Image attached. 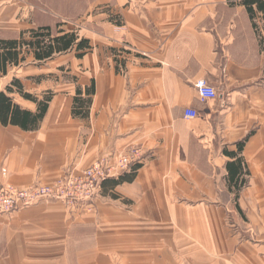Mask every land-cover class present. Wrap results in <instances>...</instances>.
Listing matches in <instances>:
<instances>
[{
  "label": "crops",
  "instance_id": "obj_1",
  "mask_svg": "<svg viewBox=\"0 0 264 264\" xmlns=\"http://www.w3.org/2000/svg\"><path fill=\"white\" fill-rule=\"evenodd\" d=\"M255 22L261 37L227 0H0V40L48 27L91 48L42 63L29 55L0 74V92L17 79L38 100L53 95L36 130L0 123V187L51 185L130 148L143 155L116 199L0 214V264H264V21ZM200 79L215 100L198 99ZM92 82L88 117L76 118V91ZM187 109L198 117L185 119ZM244 140L236 198L225 152Z\"/></svg>",
  "mask_w": 264,
  "mask_h": 264
},
{
  "label": "trees",
  "instance_id": "obj_2",
  "mask_svg": "<svg viewBox=\"0 0 264 264\" xmlns=\"http://www.w3.org/2000/svg\"><path fill=\"white\" fill-rule=\"evenodd\" d=\"M231 6H243L255 31L257 25L255 20L260 17L264 21V0H227ZM114 21L116 26L122 25V19L117 17ZM75 49L76 57L81 58L91 48L88 40L78 38L75 33L57 32L53 35L48 27L31 30L27 33H22L17 40H0V74L6 75L9 68L19 67L23 65L29 55L37 63L51 60L54 56L67 53ZM17 93L22 99L37 104V113L32 114L28 111L21 110L12 102L9 95ZM95 93L94 83L82 91L80 88L76 91L74 98L72 115L76 118L85 119L88 117L89 107L91 105V97ZM84 94L85 97H82ZM52 94L47 93L41 100H38L33 95L24 92L23 86L19 80L13 79L4 92H0V123L3 126L13 125L18 126L24 131H34L38 128L40 122L46 115L48 104L52 99ZM244 142L237 144L238 153H227L226 156L234 159L226 165L227 180L229 190L236 193V198L239 191L246 184L245 176L248 172L244 166L243 160L238 157L241 154ZM139 165H135L128 173L120 175L117 179L104 180L101 185L102 194L109 195L116 199L112 193L114 188L124 184L131 183L135 177V172ZM242 178L239 182L238 179ZM111 191V193H108Z\"/></svg>",
  "mask_w": 264,
  "mask_h": 264
},
{
  "label": "built area",
  "instance_id": "obj_3",
  "mask_svg": "<svg viewBox=\"0 0 264 264\" xmlns=\"http://www.w3.org/2000/svg\"><path fill=\"white\" fill-rule=\"evenodd\" d=\"M193 87L201 102L215 100L218 97L216 90L204 79L197 80ZM197 117L196 111L185 110V119ZM142 159L143 155L140 150L130 148L125 154L118 156L114 163L111 157L101 158L79 173L63 176L52 186L31 185L25 189L1 188L0 214L14 212L45 199L56 200L69 207L92 206L94 201L101 196V185L104 180L118 178L128 173L133 166L141 164ZM6 174L7 170L3 168L1 176L5 177Z\"/></svg>",
  "mask_w": 264,
  "mask_h": 264
},
{
  "label": "rangeland",
  "instance_id": "obj_4",
  "mask_svg": "<svg viewBox=\"0 0 264 264\" xmlns=\"http://www.w3.org/2000/svg\"><path fill=\"white\" fill-rule=\"evenodd\" d=\"M258 18L260 19V17H257V19H256L255 21H257ZM255 32H256L257 36L261 37V35H260V29H259L258 27H257V31H255ZM262 50L264 51V48H263ZM2 169H3V168H2ZM2 169H0V177H1V178H5L6 176H5V177H2V176H1V170H2ZM4 169H5V168H4ZM67 174H70V172L67 173ZM67 174H65V175H67ZM6 175H7V174H6ZM65 175H64V176H65ZM62 177H63V176H62ZM62 177H61V178H62ZM59 179H60V178H59ZM59 179H58V180H59ZM54 183H55V182H54ZM54 183H53V184H54ZM53 184H51V185H43V184H40V183H37V182H36V183H32L31 185H38V186H42V187H48V186H52ZM31 185H29L28 187H30ZM9 187H13V188H14V186H3V185H2V186L0 187V189H1V188H9ZM28 187H27V188H28ZM15 188H17V187H15ZM18 189H20V188H18ZM21 189H25V188H21ZM100 194H102V189H101V191H100ZM46 200H52V199H45V200H42V201H46ZM42 201H39L38 203H36V204H32V205H30V206L37 205V204H39V203L42 202ZM54 201H56V200H54ZM57 202H59V201H57ZM61 203H62V202H61ZM62 204H64V203H62ZM30 206H27V207H30ZM64 206H66V205L64 204ZM27 207H24V208H22V209H25V208H27ZM66 207H67V208H70L69 206H66ZM20 210H21V209H20ZM17 211H18V210H17ZM14 212H15V211H14ZM10 213H12V212H10ZM3 214H4V213H3ZM6 214H9V213H6Z\"/></svg>",
  "mask_w": 264,
  "mask_h": 264
}]
</instances>
